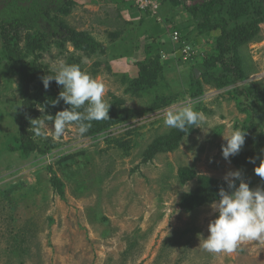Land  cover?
Returning <instances> with one entry per match:
<instances>
[{
  "label": "rangeland",
  "instance_id": "1",
  "mask_svg": "<svg viewBox=\"0 0 264 264\" xmlns=\"http://www.w3.org/2000/svg\"><path fill=\"white\" fill-rule=\"evenodd\" d=\"M204 1L163 0L158 16L135 11L132 0H59L47 10L41 24L48 32L54 25L61 35L27 60L36 58L44 75L55 74L61 62L79 64L105 83L109 109L126 107L133 115L96 134H80L79 125L71 123L59 138L53 136V122L46 121L47 138L35 137L43 154L34 150L22 158L8 148L20 132L24 88L0 56V264H264V240L242 242L231 254L205 251L200 236L209 235V222L217 215L212 202L193 210L180 205L185 193L198 188L200 175L225 181L227 172L242 169L234 156L223 158L221 146L223 135L249 121L239 108L237 84L222 86L217 76L210 74V82L201 76L216 57V33L197 45L200 32L187 7ZM64 25L87 33L95 52L71 40L59 45ZM175 27L190 40L180 41L181 34L178 42L170 41ZM259 35V41L243 47L253 71L241 84L264 91V21ZM191 41L200 62L177 56L179 45ZM2 45L0 37V51ZM193 74L204 83L196 96L190 94ZM39 84L35 80L31 89ZM49 87L58 96L62 91L54 79ZM185 102L202 112L204 130L194 127L176 149L145 160L154 138L172 129L163 123L166 110ZM36 108L40 117L55 115L42 112L39 104ZM258 117L264 127V109ZM183 167L197 175L182 182ZM54 174L61 188L52 184ZM250 180V187L260 186L255 173Z\"/></svg>",
  "mask_w": 264,
  "mask_h": 264
},
{
  "label": "trees",
  "instance_id": "2",
  "mask_svg": "<svg viewBox=\"0 0 264 264\" xmlns=\"http://www.w3.org/2000/svg\"><path fill=\"white\" fill-rule=\"evenodd\" d=\"M22 1H27L29 4L19 8L18 2ZM58 1L3 0V3L14 5L16 13H11L9 9H6L0 15V37L3 40L0 56L9 61L7 66L4 65L5 69L17 74L24 88L20 106V132L16 137L17 141L15 139L7 145L12 151L19 152L22 158L27 157L34 150L40 154L44 153V149L40 148L35 141L30 123L31 119L40 117V111L36 105L44 106L46 112L54 114L70 107L64 104L63 100L53 106L51 101L56 99L58 95L53 92L51 87L44 88L42 77L45 75L38 67L36 58L27 60V57L31 55L36 57L38 49H46L47 41L51 37L61 35L59 29L54 25L53 31L48 32L49 28L46 29L41 22H38L45 18L47 10L58 6ZM187 9L193 18L192 20L196 23L194 28L200 32V35L198 34L194 38L197 45L201 44V37L212 36L214 32L216 33L215 41L218 44L216 57L211 58L212 62H208L209 69H203L201 76L203 75L206 82L211 81L210 74L217 76V84L222 86L237 84L234 92L239 101V108L249 114V121L242 129L246 131L245 144L233 160L242 168V178L248 181L250 185V174L255 173V166L259 165L261 159H264V127L258 117L264 109V91L254 83L241 84L243 80L248 78V72L253 71L251 63L247 61L249 53L245 56L242 50L250 42L260 40V23L264 21V0H205L188 6ZM52 24H56V22ZM60 26L58 25L59 28ZM64 27L66 34H63V39L60 38L61 40L57 41L59 45L63 46L66 40H71L76 47H85L84 49L95 52V49L89 48V44H93V42L89 41L87 33L75 31L66 25ZM33 30L36 34H32ZM181 33L183 34V31ZM184 38L190 40L185 34L182 35L181 39ZM19 40H22L23 44L20 45ZM200 61L202 60L198 59V62ZM157 71L158 67L156 66L153 68V72L156 73ZM200 78L193 74L190 79V94L193 96L203 92L204 83ZM35 80L39 81L40 84L35 86V90H32V83ZM150 82L151 87L157 85L154 80ZM132 115V111L126 107L113 106L109 109V119L92 121L91 127L86 133H99L113 124L130 119ZM193 128L188 132H181L172 128L167 134L154 138L148 146L144 159L153 158L157 152L176 149L183 136L190 133ZM249 158H255V164L250 163ZM179 175L181 181L185 182L197 174L195 170L183 167L180 169ZM51 181L54 187H62V181L55 174ZM257 181L260 186H264V180L258 176ZM221 187L227 188L225 181L200 175L198 188L185 193L181 198L180 205L186 210H193L203 204L213 202L219 199L218 192Z\"/></svg>",
  "mask_w": 264,
  "mask_h": 264
},
{
  "label": "clouds",
  "instance_id": "3",
  "mask_svg": "<svg viewBox=\"0 0 264 264\" xmlns=\"http://www.w3.org/2000/svg\"><path fill=\"white\" fill-rule=\"evenodd\" d=\"M159 1L162 5L163 0ZM196 3H189V6ZM132 4L135 11L146 15L158 16L162 10L161 6L158 12L140 10L135 0H132ZM174 30L182 34L178 27L173 28L170 32V41L178 42L179 40L172 39L171 34ZM186 46H189L187 53L184 51ZM197 49L192 42H185L179 45L177 56L186 62H198L201 57ZM53 79L57 85L62 86V91L51 103L55 106L63 100L64 104L70 107L58 111L55 116L44 114L42 117L31 119V128L35 137L47 138L49 127L46 121L53 122L51 128L53 136L59 138L64 134L66 126L71 123H77L79 133L84 134L91 127L92 121L109 119L111 104L104 99L106 85L102 80L93 77L79 64L64 62L60 63L55 74L42 77L45 89L50 86ZM40 110L44 112V106ZM163 123L168 128L188 132L193 127L203 129L205 117L193 104L185 102L181 106H173L166 110ZM223 137L226 144L221 146L222 156L225 160H229L242 150L246 131L233 129L230 134ZM249 162L255 164V158H249ZM254 172L264 180V159L255 166ZM224 180L227 188L221 187L218 192L219 199L210 204L217 215L209 222V235L206 238L200 236L199 246L213 254H231L237 251L242 242L264 240V186L250 187L249 182L242 178L239 169L227 172ZM237 181H239L238 185Z\"/></svg>",
  "mask_w": 264,
  "mask_h": 264
},
{
  "label": "built area",
  "instance_id": "4",
  "mask_svg": "<svg viewBox=\"0 0 264 264\" xmlns=\"http://www.w3.org/2000/svg\"><path fill=\"white\" fill-rule=\"evenodd\" d=\"M137 8L140 10H149L151 12H158L161 6L159 0H135ZM180 32L178 30H174L171 34L172 39L178 41L180 38ZM189 46H186L184 51L188 52Z\"/></svg>",
  "mask_w": 264,
  "mask_h": 264
},
{
  "label": "flooded vegetation",
  "instance_id": "5",
  "mask_svg": "<svg viewBox=\"0 0 264 264\" xmlns=\"http://www.w3.org/2000/svg\"><path fill=\"white\" fill-rule=\"evenodd\" d=\"M3 6H2V5ZM29 3L27 2V1H22V2H18V6H19V8L22 6V7H25V6H27ZM0 15L2 14V12H4L6 9L8 10H10V12L11 13H16V7L14 6V5H11V4H8V3H3V0L2 1H0ZM5 7H7V8H5ZM19 8H18V10H19ZM38 22H42L41 20H39ZM57 22V21H56ZM43 26L45 25V24H42Z\"/></svg>",
  "mask_w": 264,
  "mask_h": 264
}]
</instances>
